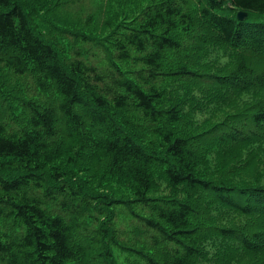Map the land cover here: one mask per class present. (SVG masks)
<instances>
[{
    "label": "trees",
    "instance_id": "trees-1",
    "mask_svg": "<svg viewBox=\"0 0 264 264\" xmlns=\"http://www.w3.org/2000/svg\"><path fill=\"white\" fill-rule=\"evenodd\" d=\"M146 3L88 58L0 0V264H264V0Z\"/></svg>",
    "mask_w": 264,
    "mask_h": 264
},
{
    "label": "rangeland",
    "instance_id": "rangeland-1",
    "mask_svg": "<svg viewBox=\"0 0 264 264\" xmlns=\"http://www.w3.org/2000/svg\"><path fill=\"white\" fill-rule=\"evenodd\" d=\"M56 3H58V6H55L53 10L55 12L51 13L49 10L45 13L44 10L39 11L38 17H36L37 21V27L42 32H44L45 35L48 37L54 39L55 41L59 42L66 51H70V55H74V50L78 49V51L84 55H86L89 58L90 51H95L97 53H103V48H98L100 45H109V41H113L115 38L121 37V34L124 35V33L127 32L124 27H128L130 24V27L133 25H137L135 22L140 21L142 22L144 20L142 13L143 10H141L147 3V0H137V2L141 6H136L137 9L133 10L132 12L128 11L124 13V16L121 18L120 14L118 13L117 16L112 14V10L116 8V4L120 0H54ZM107 10V11H106ZM106 11V13H105ZM98 15V17L92 15ZM105 13V14H104ZM105 15L106 18L110 20H116V22H113L112 27L107 31L104 32L101 28H103L102 24L98 22L96 19L103 17ZM63 17V20L61 23L55 22L56 18ZM87 18H92L94 20V25L87 26L85 21ZM74 20V23H71V21ZM83 21V25L80 24V22ZM77 22V23H75ZM123 25L118 26L116 28L115 25ZM54 25V26H53ZM100 26L101 28H98L97 32L94 29V26ZM123 27V29L121 28ZM51 28V29H50ZM63 28L66 32L60 34L56 31V29ZM117 28H121V30H117ZM50 29V30H49ZM79 29H87L89 32H86L87 34L96 37V40L82 42L80 37L77 35H74L72 31L79 30ZM104 29V28H103ZM105 30V29H104ZM113 30V31H112ZM112 31V32H111ZM160 31L158 30V33ZM120 33V34H119ZM99 45H96L98 44ZM165 61V67L163 70L166 72L167 69L171 68L173 66V63H170ZM124 67H127L126 64H123ZM161 74L158 85L160 86H168L172 85V78H170L167 74V72ZM165 73V74H164ZM22 80L18 79L17 77L11 80V83L5 82L6 85L16 86L17 81ZM5 94V93H4ZM144 140V139H143ZM145 144L146 141L144 140ZM148 145V144H147ZM117 180V179H116ZM129 197H131V193H128ZM135 207V205H133ZM136 210L141 211L139 205L136 206ZM114 254L117 257L118 262L121 264L123 260L127 258L130 254L127 252L122 251L119 248L114 249Z\"/></svg>",
    "mask_w": 264,
    "mask_h": 264
},
{
    "label": "water",
    "instance_id": "water-1",
    "mask_svg": "<svg viewBox=\"0 0 264 264\" xmlns=\"http://www.w3.org/2000/svg\"><path fill=\"white\" fill-rule=\"evenodd\" d=\"M246 16H247V13H246L245 11H239V12L237 13V17H238V19H240V20H243Z\"/></svg>",
    "mask_w": 264,
    "mask_h": 264
}]
</instances>
